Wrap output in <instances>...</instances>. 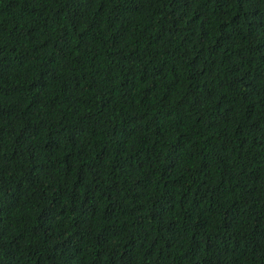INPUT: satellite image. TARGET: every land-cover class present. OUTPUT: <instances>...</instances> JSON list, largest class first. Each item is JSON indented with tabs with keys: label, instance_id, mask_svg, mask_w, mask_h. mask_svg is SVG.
Returning <instances> with one entry per match:
<instances>
[{
	"label": "trees",
	"instance_id": "obj_1",
	"mask_svg": "<svg viewBox=\"0 0 264 264\" xmlns=\"http://www.w3.org/2000/svg\"><path fill=\"white\" fill-rule=\"evenodd\" d=\"M0 264H264V0H0Z\"/></svg>",
	"mask_w": 264,
	"mask_h": 264
},
{
	"label": "clouds",
	"instance_id": "obj_2",
	"mask_svg": "<svg viewBox=\"0 0 264 264\" xmlns=\"http://www.w3.org/2000/svg\"><path fill=\"white\" fill-rule=\"evenodd\" d=\"M104 61L108 62L106 59H104ZM6 67L7 66L4 67L5 77H7L9 75L17 76L19 71L22 70V66L21 65H18L16 67H9V68L13 69V71H11V72L7 71ZM23 70H24V73H25L24 79L26 80V82L29 85L33 84V85H35L38 88H43L46 91L45 92V96H49V95H51L52 97L54 96L55 89H54L52 84H48V82L46 80L45 81L41 80L35 74L30 73L27 69H23ZM85 78L89 79V80L90 79H102L103 78V73H102V70H101L100 66L97 65V64H94L92 66H87L85 68ZM61 86H63V85H61ZM30 92H31L30 87L26 88V91L21 92V99L27 100V101H31V102H34V103L37 104L38 101H41V100H43L45 98V97H41L39 95L37 98L34 99L30 95ZM57 170H58V172H59V174L61 176V179L63 180L64 188H65L66 193L70 197H72L71 194H72L73 187H74V177H73V175L71 174V172L68 170V168L65 165L61 166V167L57 166Z\"/></svg>",
	"mask_w": 264,
	"mask_h": 264
}]
</instances>
